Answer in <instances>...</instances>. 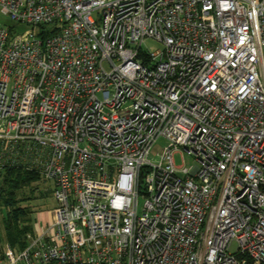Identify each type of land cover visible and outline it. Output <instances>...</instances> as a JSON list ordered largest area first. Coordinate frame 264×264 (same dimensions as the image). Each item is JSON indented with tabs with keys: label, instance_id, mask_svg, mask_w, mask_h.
<instances>
[{
	"label": "built area",
	"instance_id": "2783aa9c",
	"mask_svg": "<svg viewBox=\"0 0 264 264\" xmlns=\"http://www.w3.org/2000/svg\"><path fill=\"white\" fill-rule=\"evenodd\" d=\"M0 15V169L38 171L55 199L0 264H264V0H0Z\"/></svg>",
	"mask_w": 264,
	"mask_h": 264
},
{
	"label": "rangeland",
	"instance_id": "374dc122",
	"mask_svg": "<svg viewBox=\"0 0 264 264\" xmlns=\"http://www.w3.org/2000/svg\"><path fill=\"white\" fill-rule=\"evenodd\" d=\"M0 24L9 25L11 22L7 17L0 15ZM28 28L29 25L27 24H17L15 31L22 33ZM141 47L143 51H155L160 49L162 45L151 38H146ZM165 145L166 141L159 138L152 150L155 153H159ZM151 158L152 160H156L157 156L152 154ZM174 163L176 166L191 167L195 162L192 156L182 151L174 154ZM53 187V181L45 179L41 174L32 173L28 180L22 182L15 189L14 201L8 202V204L4 201L5 189L8 188V185L5 182L3 174L0 172V242L7 240L4 228L6 212L12 215L14 222L18 224L21 231L25 229V233L23 234V239L25 240L28 233L34 232L37 234L51 222L52 210L55 206ZM143 200L142 196L138 198L139 212L142 210ZM17 246L18 244L15 247L17 248ZM234 248L235 243H232L230 249L234 250Z\"/></svg>",
	"mask_w": 264,
	"mask_h": 264
},
{
	"label": "trees",
	"instance_id": "16d2710c",
	"mask_svg": "<svg viewBox=\"0 0 264 264\" xmlns=\"http://www.w3.org/2000/svg\"><path fill=\"white\" fill-rule=\"evenodd\" d=\"M0 172L3 174L5 182L8 185V188L5 189L4 196V201L7 203L14 201L15 189H17L22 182L28 180L32 173L39 174L38 171L28 170L20 166L4 167L0 169ZM4 228L7 237V240H5L6 242L11 244L14 248H16V244H18L17 248L25 247L26 240L23 239L25 229L22 231L19 229L18 224L14 222L12 215L9 212H6L4 217Z\"/></svg>",
	"mask_w": 264,
	"mask_h": 264
}]
</instances>
